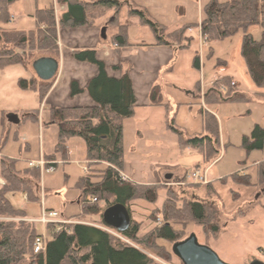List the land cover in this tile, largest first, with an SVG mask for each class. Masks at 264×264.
Instances as JSON below:
<instances>
[{
  "label": "trees",
  "instance_id": "1",
  "mask_svg": "<svg viewBox=\"0 0 264 264\" xmlns=\"http://www.w3.org/2000/svg\"><path fill=\"white\" fill-rule=\"evenodd\" d=\"M15 1L0 0L1 25L9 23L10 5ZM57 2L66 6L65 12L56 19L52 6L37 9L34 14L37 26L33 30L4 29L0 26V69L24 65V56L16 49L22 50L23 53L26 49H45L51 57L57 59L59 28L92 27L110 11L114 13V19L109 26L114 31L109 35L108 42L118 48L129 46L128 19L124 22L120 20L124 7L127 8L128 18H135L139 24L150 28L157 45L180 50L190 46L193 40L187 35L192 25L169 29L151 19L145 9L136 6L131 0ZM197 25L206 41L223 40L241 31V56L254 84L258 88H264V0H209L204 7V17ZM253 25L262 28L260 40H255L248 33L249 27ZM70 56L78 62L94 65L97 71L85 86L72 79L69 83V97L87 92L94 104L49 109L52 122L57 124L55 153L60 154L61 159L66 161L69 157V140L80 138L85 143V157L90 170L87 169L85 175L75 183V188L81 195V214L69 217L75 222L67 223L59 229L52 224L46 225L45 252L37 256V264H156L146 251L169 261L170 253L173 252L168 251L159 241L173 244L185 239L184 231L176 229L175 224L187 222L201 226L205 234L216 238L221 227L219 211L214 205L179 197L173 188L167 187L168 185L137 183L122 175L123 122L134 116L137 104L130 76L131 66L125 61H119L112 68L119 71L120 76L113 77L107 74L105 62L98 58L94 48H76L71 51ZM199 60L196 54L193 59L194 67H200ZM230 82V78L222 77L212 83L204 93L205 105L225 100H245L244 94L231 90ZM52 84L53 79L18 80L21 90L37 92L41 102ZM220 84H226L228 91L222 92ZM228 92L231 94L228 95ZM223 94L226 98H223ZM195 96L201 98L198 93H195ZM150 100L151 105L163 106L168 112L169 105L163 102L159 85L152 88ZM38 112L39 110L35 109L26 113L23 120H38ZM199 114L202 125V133L199 136H188L174 126L173 120L169 123L167 114L165 124L166 128L176 135L179 148L187 147L196 151L203 162L207 163L211 161L212 156L219 153V126L215 115L204 107H200ZM241 147L246 153H263V159L257 164V178L253 182L250 174L238 172L229 178L240 186L264 185V127L254 124L250 133L242 136ZM101 163V168H95ZM16 164L17 160L13 158L3 156L0 159V177L4 181L0 186V264H19L24 259L31 258L32 244L39 234L36 223L24 220L26 212L14 206L7 196L20 192L24 193L27 200L39 201L40 169L33 166L17 170ZM93 169L96 173L92 172ZM160 189L165 191V199L160 206L153 208L148 216L154 225L141 233V223L131 218V203L143 200L155 204ZM93 197L96 201H92ZM99 201L103 204L100 205ZM116 203L125 205L130 216V224L122 232L115 231L102 221L104 209ZM91 215L98 216L100 225L83 220L85 216Z\"/></svg>",
  "mask_w": 264,
  "mask_h": 264
},
{
  "label": "rangeland",
  "instance_id": "2",
  "mask_svg": "<svg viewBox=\"0 0 264 264\" xmlns=\"http://www.w3.org/2000/svg\"><path fill=\"white\" fill-rule=\"evenodd\" d=\"M208 1L131 0L136 6L145 9L151 19L169 29L186 24L192 25L187 32V35L193 38L190 46L177 50L178 56L173 58L176 69L172 71V74L166 72L159 74V78L162 79L160 84L164 97H167L169 101L171 98L173 100V97L174 99H182L185 90L182 91L177 86H182L183 82L192 84L190 90L195 94L198 93L199 87L203 88L204 85H207L206 87L209 88L218 79L229 76L232 79H230L231 82H236H234L235 86L231 87V90L244 94L245 99L207 104V111L210 109L218 121L220 142L218 155L212 156L211 161L207 163L203 162L202 157L196 151L187 147L179 148L176 135L165 127V130H168L172 135L164 136L163 151L160 155H154L151 161L154 163L152 177L167 167H179L178 174L175 173L168 180L162 178L159 184L173 188L179 197L207 202L218 209L221 229L216 238H212L208 233L205 234L201 226L192 222L175 224L176 229L184 231L185 238L194 233L199 244L211 248L227 264H250L253 261L264 263V185L240 186L229 178L235 172L250 174L253 182L257 178V164L263 159V153L261 151L246 153L241 147V139L243 135L250 133L254 124L264 127V88H258L254 84L241 56L240 49L243 36L241 31L223 40L206 41L201 36L197 24H200L204 17V7ZM218 1L224 2L225 0ZM58 5L60 4L57 0H16L10 5L11 17L8 25L15 30H33L37 23L35 18L30 15L34 16L36 10L41 7L52 6L55 17L58 19L60 9H55V6ZM126 9L124 7L121 11L120 20L124 22L128 19V22L131 23L129 25L130 33L127 35L128 40L147 43L154 39L148 26L141 25L135 18L126 16ZM15 17L16 19H14ZM62 29H68V27ZM112 31L114 30L110 29L109 33ZM261 32L262 28L259 25H253L248 29V33L255 40H260ZM60 44L61 41L57 38L58 61L61 58ZM121 50H123L122 58L135 56L129 53L128 47H122ZM16 51L24 56V65L19 64L0 69V153L4 156L13 157V159L18 160L20 166H23L26 165L24 159H33L37 162L38 159H42V151L45 154L53 151L55 132L52 126L44 127L42 130L40 123L36 120H23L26 113L41 108V101L37 92L21 90L18 87L20 78L27 80L31 79L30 76L37 78L32 69V62L37 58L50 56V53L45 49L32 51L26 49L25 53L20 49H16ZM196 54L200 59L199 68L193 66V59ZM220 61L223 62L224 66H221ZM224 67L226 70L221 72ZM169 81L173 82L172 86L166 85V82ZM230 94L231 92H228V95ZM200 96V100H202L204 94L201 95L200 93ZM224 96L225 94H223V98H226ZM194 111L197 110L192 108L191 112ZM164 113V118L167 114L170 123L173 115H169V111L166 112L165 109ZM9 114L17 115L19 124L9 123L7 121ZM186 116L183 112H178L173 122L174 126L184 131L188 136H199L202 133L201 121L198 125L197 115ZM137 122L139 120H135L133 123L137 124ZM22 137L27 138L23 140ZM137 141L138 136L133 135L128 127L124 154L128 163L135 162L138 164L143 160L137 158L144 155L141 151V153L138 152L135 144ZM77 152L79 157L81 152L79 150ZM3 155H0V159ZM196 164H199L196 168L201 171L206 170L207 183H193L188 180L187 176ZM47 166L45 161L43 169L39 167L41 174L39 201L25 200L23 198L24 193L20 192L10 194V201L15 206L21 207L20 209L26 210L24 220H28V216L38 218L43 208L54 209L60 217L64 218L81 214L80 203L76 202L80 192L75 188V183L85 173L82 170L83 167L77 163L76 157H72L70 161L60 159L54 169ZM87 169L90 170L88 167ZM92 172L96 173V170L93 169ZM164 199L165 191L160 189L155 204L141 202L142 204L133 207L131 218L133 221L141 223V233L153 227L154 223L148 216L152 209L160 206ZM71 201L75 202L72 203ZM98 203L103 204L100 201ZM83 220L90 224L100 225L99 218L95 220L91 216H85ZM36 229L37 232L41 233L44 227L36 222ZM159 242L172 252V243L162 240ZM146 252L156 264H182L180 259L172 253H170L171 257L167 261L148 251Z\"/></svg>",
  "mask_w": 264,
  "mask_h": 264
},
{
  "label": "crops",
  "instance_id": "3",
  "mask_svg": "<svg viewBox=\"0 0 264 264\" xmlns=\"http://www.w3.org/2000/svg\"><path fill=\"white\" fill-rule=\"evenodd\" d=\"M84 1H88V0H84ZM44 8H48V6L47 7L44 6L39 9H44ZM58 8L60 9V12H58L60 16L62 13L65 12L66 6L65 5H58L57 7L55 6V9ZM30 16L34 18L33 15ZM14 19H16V17ZM113 19H114V13L110 11L104 17L100 18L97 21V24L94 25L93 27L90 28L80 27V28H68V29L61 28L58 31V38L61 41L60 44L61 58L59 60V69L54 77L51 88L49 89V91L47 92V94L45 95L44 99L41 102V108H39L38 120H36L38 123H40V128H42V130H44L43 129L44 127L52 126L55 132L54 149L49 154H45V152L42 151V160L44 162L46 161L48 165L47 167L54 169L58 161L61 159L60 154L55 153L57 124L52 122L49 115V109L55 107H74V106L85 107V106H92L94 104L87 92L77 94L72 98L69 97V83L72 79L77 80L81 86H85L88 80L91 77H93L97 71L94 65L85 62H78L74 60L70 56L69 52L71 53V51L74 48H94L97 50L98 58L105 62L106 71L109 76H113V77L120 76V72L115 71L112 68L114 65H117L119 61L128 62V64L132 68L130 76L137 98V104L135 107L134 116L129 119H125L123 122L124 154H125L126 130L129 127V130L132 131L133 135L138 136V141L135 142V144L137 145L138 152L141 151L144 155L137 157L143 159L138 164H136L135 162L128 163L125 160V155H124V167L122 174L128 180L137 183L159 184L162 178L168 180L175 173L178 174L177 171L179 170V167H172V166L167 167L164 171L152 177L154 163L151 161L154 155H160V153L163 151L165 145L164 136H166L167 134L168 135H172V134L168 132L169 129L165 130L166 117L164 118L165 115L164 107L151 105L150 93L155 85H159L162 92V85L160 84L162 79L161 77L159 78V74H162L163 72L172 74L173 73L172 71L176 69L174 63L175 60L173 58H175V56L176 57L178 56V53H176L177 49L166 45H157L155 44L154 39L149 40V42L147 43L133 42V40L129 39L128 41L130 45L126 47L129 48L130 50L129 53L134 54L135 56L137 55V57L135 56L133 57L131 55L130 57L127 56L125 58H122L121 55L123 52V50H121L122 48H118L115 45H112L108 42V37L113 32L112 31L111 33H109L110 29H112L109 26V23ZM130 24L131 23H129V25ZM129 25L127 30V35L130 33ZM0 26L4 29H13L8 24L6 25L0 24ZM102 29H104V36L102 35ZM220 63L222 64L221 66H224L223 62L220 61ZM225 70L226 69L224 67V70H222L221 72H224ZM224 77L231 79V77L229 76H224ZM30 78H32V76H30ZM166 85L172 86L173 82L170 81L166 82ZM206 86L207 85H204L203 88L199 87L198 94L200 93L201 95L204 94L207 90ZM173 87L176 88V86ZM177 87H180L182 91L185 90L183 95L184 97L182 99L181 98L174 99L173 97V100L171 98L170 100L171 102H170L168 98L164 97L163 95V102L169 105V109H168L169 115L171 114L173 115L172 120L175 121L178 112L179 113L183 112V114L187 115L186 117L197 115L196 118L199 120L198 125H200V121H201V117L199 114L200 107H204V109L207 110V105H205L204 99L202 98V100H200L196 98L195 94L190 90L192 88V84H190L189 82H183L182 86H177ZM190 96H192L193 98ZM192 108L196 109L197 111H194L192 113L191 112ZM208 111L211 112L210 109H208ZM8 117L11 118L10 121L7 119L9 123L14 125L19 124V118L17 117V115L12 116V114H9ZM135 120H139V122H137V124L133 123ZM182 127H184V125H182ZM26 138L27 137H22L23 140ZM41 146L43 148V143ZM67 148L69 154L67 161H70L72 157H76V161L81 167L83 168L88 167L90 169L88 165V161L86 160L85 157V143L82 139L71 138L67 144ZM78 150L81 152L79 157L77 152ZM0 155L3 154L0 153ZM6 157L13 158L11 156H6ZM24 161L26 162V165L20 166L17 160L16 168L18 170L31 167L29 166V163L36 162V160L33 159H24ZM53 164L55 166H51ZM197 165L199 164H196L194 168H196ZM102 166L103 163L96 165L95 168L99 169ZM3 184L4 182L0 178V186ZM10 194H14V193H10ZM10 194H8L7 196L8 198ZM80 196L81 195H79L76 199L77 203H80L79 200ZM23 198L27 200L25 195L23 196ZM71 202L74 203L75 201H71ZM141 202L145 203V201L143 200H136L131 203L132 212H133V207L137 204H140ZM48 210H54V209H48ZM28 217H29L27 218L28 220L37 219L30 216ZM91 217L94 218L95 220L98 218L97 215H91ZM64 219H69V218H64Z\"/></svg>",
  "mask_w": 264,
  "mask_h": 264
},
{
  "label": "water",
  "instance_id": "4",
  "mask_svg": "<svg viewBox=\"0 0 264 264\" xmlns=\"http://www.w3.org/2000/svg\"><path fill=\"white\" fill-rule=\"evenodd\" d=\"M102 35L104 36V29H102ZM32 69L38 79L48 81L57 74L59 61L50 56L40 57L32 62ZM10 117H7L9 121L11 120ZM102 221L115 231L122 232L129 226L130 216L125 205L116 203L104 209ZM172 252L180 259L182 264H227L211 248L199 244L194 233L182 241L173 243ZM250 264L264 263L253 261Z\"/></svg>",
  "mask_w": 264,
  "mask_h": 264
},
{
  "label": "built area",
  "instance_id": "5",
  "mask_svg": "<svg viewBox=\"0 0 264 264\" xmlns=\"http://www.w3.org/2000/svg\"><path fill=\"white\" fill-rule=\"evenodd\" d=\"M234 82H230V87H234ZM220 90L222 92L228 91V87L226 84H221L220 85ZM45 165V162L41 159L37 162H31L29 163V166L33 167H40L43 169ZM84 173H86L87 168H83ZM188 180L193 182V183H200V184H205L207 183V175H206V170L201 171L198 168L192 169V171L189 173L187 176ZM92 201H96V198L93 197ZM29 221H34L35 223L38 222L43 225L44 230L36 235L34 238L33 244H32V257L24 259L22 262L19 264H37V256L44 254L45 252V246H46V225L52 224L55 225L56 229H59L60 227L66 225L67 223H72L74 221L64 219L63 217H60L58 212L55 210H48V209H42L41 215L37 219H29Z\"/></svg>",
  "mask_w": 264,
  "mask_h": 264
}]
</instances>
